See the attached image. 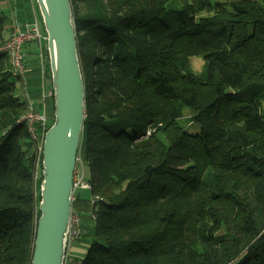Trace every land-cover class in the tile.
Wrapping results in <instances>:
<instances>
[{"label":"trees","instance_id":"trees-1","mask_svg":"<svg viewBox=\"0 0 264 264\" xmlns=\"http://www.w3.org/2000/svg\"><path fill=\"white\" fill-rule=\"evenodd\" d=\"M74 1L93 203L66 264H264V0ZM16 81L0 51V264H30L39 218Z\"/></svg>","mask_w":264,"mask_h":264},{"label":"water","instance_id":"water-1","mask_svg":"<svg viewBox=\"0 0 264 264\" xmlns=\"http://www.w3.org/2000/svg\"><path fill=\"white\" fill-rule=\"evenodd\" d=\"M47 35L54 121L42 143L39 218L30 264H65L73 174L85 118L84 83L69 0H36Z\"/></svg>","mask_w":264,"mask_h":264},{"label":"rangeland","instance_id":"rangeland-1","mask_svg":"<svg viewBox=\"0 0 264 264\" xmlns=\"http://www.w3.org/2000/svg\"><path fill=\"white\" fill-rule=\"evenodd\" d=\"M19 1L20 0H16L17 3ZM3 2H6V1L3 0ZM69 2L71 6V12H72L73 19H74V16H73L74 11L79 15H82L86 12L84 4L81 3V1H74V0L70 1L69 0ZM71 2H72V5H71ZM4 5L0 4V10L3 12L4 15H7L8 11L5 9L6 4L4 3ZM15 9H14L15 13L12 12L11 14H9V17H11L10 22L12 24L13 22H15L19 26H22L25 23V24H30L33 26V28H35V36L30 37L23 44V48H22L23 54H24L23 57H25L27 61V64L30 68V72L28 71L25 74V76L22 78H17V81H16L17 95L20 96V94L24 93L26 100L34 106L35 112L37 114L40 113L45 118L44 124L46 123L47 127L50 125L49 126L50 128L54 121V108L51 112L48 113V107H46V101H45L47 98L53 99V97H52L51 73H50V68H49V57H48V51H47V35L43 27L42 18L40 16V13H39V10L36 4V0H22V4H20V6H16ZM34 12L36 14V19L33 16ZM5 33H6V41H7L12 35V31H10V26L5 31ZM99 53H101V50L98 48L97 54ZM77 55H78V49H77ZM191 66H192L193 71L196 74H200L204 70V61L201 58H197V57L192 58ZM31 74L32 75L34 74V78L32 76L29 77V75ZM28 77L31 83L28 82L29 81L27 80ZM82 79H83V76H82ZM185 124L186 122L182 120L181 126L184 127ZM39 128L40 126L36 129V131ZM187 129L190 132H192L196 130L197 127L192 126ZM43 137L44 136H41L40 137L41 139L40 138L38 139V146H37L38 149H41V152H42ZM30 140L31 141L33 140L32 136H30ZM40 180H41V177H40ZM79 180H81V182H83L84 184L88 185L85 180V167H84V162H83L82 153L80 151V148H79V153L77 155V160L75 164L73 182L77 184ZM74 196H79L83 199L82 201H73ZM89 197H90L89 189H85V188L81 189L79 185H77L76 188L74 187V192L72 196L73 199H72L71 217H76L78 219L79 217L81 218L82 216H85V215L87 216L88 211L91 207L90 205L91 203L88 201ZM78 240L79 239L75 241L77 243L87 244V241H84L83 239H80L79 241ZM80 241H83V242H80ZM84 247L85 246L83 244H80L76 249L72 248L70 249L68 253L66 252V258L68 257V261L72 257L74 258L80 257L81 254L83 253L82 250Z\"/></svg>","mask_w":264,"mask_h":264},{"label":"built area","instance_id":"built-area-1","mask_svg":"<svg viewBox=\"0 0 264 264\" xmlns=\"http://www.w3.org/2000/svg\"><path fill=\"white\" fill-rule=\"evenodd\" d=\"M11 37L5 42V44L0 48V51L6 55L7 62L10 66L11 73L16 78H22L29 71L30 68L27 64L23 54V44L32 36H35V28H33L30 24H23L19 26L15 22L11 23ZM24 101L26 104V113L24 114L22 120L26 124L27 131L30 136L33 137V140H37L38 134L40 136H44L47 130V125L45 122V118L39 113L35 112L34 106L28 102L25 98V94H23ZM40 126V128L36 131V129ZM149 134V132H148ZM77 185L80 186L81 189H89V185L84 184L81 180L78 183L73 182V189L76 188ZM90 202L93 203L90 198ZM67 234V253L69 252V247L71 243L83 234V230L80 228L79 220L76 217H70L69 229ZM68 257L66 258L67 261ZM65 261V264H66Z\"/></svg>","mask_w":264,"mask_h":264},{"label":"crops","instance_id":"crops-1","mask_svg":"<svg viewBox=\"0 0 264 264\" xmlns=\"http://www.w3.org/2000/svg\"><path fill=\"white\" fill-rule=\"evenodd\" d=\"M6 2H3V0L0 1V4L4 3L6 4V10L8 11V14H11L12 12L15 13L14 9L16 6H20V4H22V0H20L18 3L16 2V0H5ZM18 4V5H17ZM5 6V5H4ZM16 10V9H15ZM33 16L36 19V14L35 12L33 13ZM32 76L34 78V74L29 75V77ZM29 77L27 78V80H29ZM26 81V80H25ZM29 83H31V81H28ZM47 98V97H46ZM46 107H48V113L51 112L53 110V99L51 98H47L46 100ZM72 249V248H71ZM74 257H72L71 259H73Z\"/></svg>","mask_w":264,"mask_h":264}]
</instances>
